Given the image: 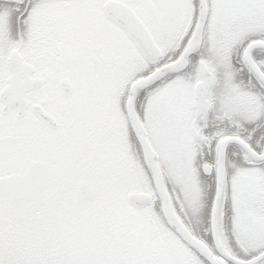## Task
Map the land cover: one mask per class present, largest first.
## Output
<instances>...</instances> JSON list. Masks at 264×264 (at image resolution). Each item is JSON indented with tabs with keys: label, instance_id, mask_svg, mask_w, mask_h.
Returning a JSON list of instances; mask_svg holds the SVG:
<instances>
[{
	"label": "rangeland",
	"instance_id": "obj_1",
	"mask_svg": "<svg viewBox=\"0 0 264 264\" xmlns=\"http://www.w3.org/2000/svg\"><path fill=\"white\" fill-rule=\"evenodd\" d=\"M97 1L100 3L101 0ZM124 1L137 4L140 8V14L147 20L152 33L155 36L157 34L161 35L166 47L170 46L169 40L174 39L171 36L173 33L174 36L177 34L182 24V20L179 18L180 7L178 2L175 5L164 2L154 4V0ZM220 1L223 7L220 8L216 0H212L211 8L212 11L214 6L215 9H218L220 24L222 29L225 30L220 37L221 48L227 46V49L222 51V57L234 59V54L238 53L240 55L244 47V38L237 35L245 31L247 27L245 19L247 14L239 6L236 8L233 0ZM188 7L190 8V5ZM16 8L13 9L14 17L8 24L6 21L5 26H2L3 16H5L3 15L4 9L0 10V30L3 33L13 34V43H16L15 39L19 34L15 33L14 30L11 33L6 28L9 27V23L14 22L12 25L17 30L15 20H20L23 24L25 18L23 15L24 6H16ZM94 11L91 10L90 17H87V19H79L81 18L79 17L71 21L70 25L63 23V19L57 18L49 26H40L41 29L44 28L42 43L39 41L41 46H84L82 49L85 51H77V49L71 47L74 53L71 55L62 53L63 59L60 63L52 55L48 53L45 55L44 70H46L45 74L48 76L45 99L49 101L47 110L57 118L60 130L57 133L47 134L36 124L35 127L37 128H34L37 130L36 133H32L28 141L25 140L28 152L23 155V164L19 160L20 158L17 157H14V164L22 167L31 157L38 156L42 158L52 170L51 186H54L66 174L73 175V172L82 169L83 166H81V169L75 166V149L90 150L88 154L92 153L87 161L88 164H92V173L88 176V180L97 188V199L93 206L99 210H112L124 206L122 205V195L120 196L119 193L129 190L132 183L129 177H126L120 183V180H123L125 176L115 170L110 178L114 183H120L116 185V188L122 189L120 192L117 189L116 192H112L109 187V179L105 177V175L109 177V174L103 172V164H105L106 159L104 150L111 149L115 137L114 133H110L106 127H102L103 124L112 121V117L107 114L105 109L112 98L117 103L123 98L122 93H116L120 89V79H124V84H126L127 79L134 74V69V72H136L145 67L132 47L126 43L127 41L124 42L122 35ZM65 13L68 12L62 10V15ZM50 14L54 17L52 9ZM21 23L18 25V30L21 29ZM261 24H264V19ZM45 28L47 29L45 30ZM165 34L168 36H165ZM4 43L2 41L0 46H4ZM164 50L168 52L165 48ZM59 77L70 78L75 87L73 95L68 100L60 98L58 90ZM53 80L55 83L52 82ZM52 90L54 91L51 92ZM110 107L115 108L116 105ZM174 112H176V109L168 108L167 116H171ZM156 117L155 113L153 121H156ZM161 125L162 127L158 126V131L161 136L167 137L165 139L167 143V139L170 140L173 137L169 129L164 124ZM63 135H67V139H63ZM77 159L80 160L78 164H87L84 158L79 157ZM106 165L109 169L110 163L108 161ZM240 167L238 166V168ZM242 175L243 177L238 179L236 187L237 204L238 202L244 204V201H246L249 208L259 207L262 201L256 195H254V200L251 199L249 185L253 183L256 186L258 182L261 184L263 176L257 171L250 175L245 170L242 171ZM127 181H130L131 184L129 185ZM63 183L65 186L67 185L65 180H63ZM56 193H65L62 200H58L57 204L49 205L48 202L40 201L41 197H39L34 200L30 209L26 206L25 210H22V208L13 209L6 200L0 201V264H67L66 258L61 254V251H63L61 247L66 241L65 239L59 241L55 237V224H50V221L47 220L46 213L48 211L46 210L50 207L59 210L58 223H62L66 221V215L68 214L64 207H72L74 203L78 207H83V204L73 202L75 198L70 193L67 194L65 191ZM66 197L69 199H65ZM66 202H70V204L64 206ZM131 216L135 215L131 214ZM79 218H83V216ZM134 221V219H131L132 223ZM48 226H50L48 230L50 236L46 235V227ZM247 236L250 241L255 240L252 232L247 233ZM230 239L231 245H234L233 242L236 241V238ZM258 243L264 244V238ZM63 249L67 250L65 247Z\"/></svg>",
	"mask_w": 264,
	"mask_h": 264
},
{
	"label": "flooded vegetation",
	"instance_id": "obj_2",
	"mask_svg": "<svg viewBox=\"0 0 264 264\" xmlns=\"http://www.w3.org/2000/svg\"><path fill=\"white\" fill-rule=\"evenodd\" d=\"M8 2L9 0H4ZM235 2V7L238 6L243 9L247 16H246V33L248 34V37L256 35V38L254 40H262L264 41V24H261V21L264 19V0H233ZM27 25V23H26ZM50 46H0V94L4 91V89L7 86V81L10 76L9 72V59L11 56V53L14 50H17L18 53L21 55L22 61L28 65H31L33 67V73L31 75V79H41L43 81V86L36 90L32 91L30 93H27L25 95V98L29 100V103H41V101L45 96L46 93V83L48 82V76L45 74L44 65H45V55H46V48H49ZM262 55H264L263 52L256 51L253 53V57L255 61L258 63L259 66H261L262 71L264 72V60L262 58ZM238 57L239 54H234L233 64L235 66V69L237 72L243 74V70L238 68ZM214 75V71H213ZM189 75H185V77L188 79L190 77ZM52 82H55L54 80ZM250 86H251V92L248 94L253 96L254 101L256 99H263L264 100V88H260L258 85V81L253 77L251 74L249 78ZM186 87V91L189 92V83ZM183 93V91H182ZM227 99V97H226ZM253 101V102H254ZM259 108L257 109V119L253 124H257L260 120L264 119V102H261L259 100L256 101ZM180 103L181 108H184L186 112L188 113L187 118H181L183 122V129L186 128L187 131L190 132V135H188V139L190 142H192V138L195 136L197 140L201 142L202 146V155L203 159L205 160V163H208L211 165L215 170V159H216V148L217 144L221 143V141L225 138H234V137H240L242 140H244L248 145H251L255 142L254 134H255V128L249 129L247 134L245 135L242 132H239L237 127V116L236 111L232 110L233 104H225L228 106L227 112L230 115L227 116L226 113L224 114H214L213 111V105L212 101L209 102L210 109L209 113L206 117L200 118L202 121L199 122L200 119L192 118V107H191V100L190 96H181L180 97ZM175 106V104H174ZM29 110L26 109L25 116L23 119L18 120L16 118V113L13 110L10 109H4V105L0 101V177L13 174V167H14V157L15 155H23L27 152L26 147L24 146L26 136L29 131L30 126V120L33 119V117H30ZM184 116V115H183ZM213 117V118H212ZM32 118V119H31ZM247 124V123H246ZM252 125V124H248ZM172 126L177 129L178 127V119L172 120ZM194 127L195 131L192 132V128ZM197 127H200L201 130L199 133H197ZM47 128V127H46ZM48 130V129H47ZM50 131V130H48ZM51 132V131H50ZM17 137V142L9 141V137ZM237 149L236 146L231 145L228 147V150H235ZM125 149L123 148V153ZM90 152L88 151H81L77 148L75 149L76 154V161L79 159L77 158H84L87 160V155ZM130 153V152H129ZM23 157V156H22ZM21 157V158H22ZM125 158V156H124ZM130 159H133L131 156ZM134 160V159H133ZM232 158L230 159V161ZM135 162V161H134ZM83 166V165H81ZM80 166V168H81ZM231 166L229 161L226 160V172L227 167ZM88 171V164L85 166ZM18 170V167H15ZM120 168L123 171H126V162L124 161L120 162ZM84 169V166L82 167V170ZM136 164H134V168L132 169L133 174H136ZM86 177V176H84ZM253 190H251V197H253ZM226 205V200L225 204ZM206 233V231L204 230ZM130 246H132L134 249L141 248L140 240H138V237H133L129 240ZM150 245L149 247H151ZM152 252L156 253L157 256L160 257H169L171 254L167 249V246L164 242H158L157 246L153 247Z\"/></svg>",
	"mask_w": 264,
	"mask_h": 264
},
{
	"label": "water",
	"instance_id": "obj_3",
	"mask_svg": "<svg viewBox=\"0 0 264 264\" xmlns=\"http://www.w3.org/2000/svg\"><path fill=\"white\" fill-rule=\"evenodd\" d=\"M105 11L110 19H112L115 23H117L121 28H123L127 32L128 36L136 44V46L138 47L139 51L144 56V58L148 59L151 63L157 60L159 51L154 45L152 39L150 38L148 31L133 12H131L122 4L116 2L107 3L105 5ZM202 22L201 21L199 22L198 29L201 28L203 24ZM198 29L196 30L191 43H195L196 41L200 42L201 35H199V40L197 37ZM178 67H179L178 64L164 67L161 70L154 73L149 78L136 82L131 87V97L127 102L129 117L131 119L134 129L136 130V134L140 142L142 143L145 162L147 166L151 169V171L154 173L155 180H156V171L159 172V169L154 160V153L144 136L143 128L137 116L135 115L134 102L140 90L152 85L153 83L164 77L166 74L176 71ZM65 86L70 91L71 87L69 86L67 81L61 84V87L63 89H65ZM12 87H13L14 95L17 99V92L14 87V81H12ZM67 94H64V96L65 95L67 96ZM33 111L41 121L47 124L50 123L49 117H47V115L42 111L40 107L38 106L33 107ZM41 164L39 163L30 164L27 174L23 176L22 177L23 179L21 180L18 179L15 180L14 177L0 180V197L7 196L12 200L13 204L15 205L23 203L24 201L32 197H36L39 194V192L43 189L44 184L49 176V171L47 170V168L43 166V164L42 165ZM159 178H161V176H159ZM156 185H157V180H156ZM93 193L94 190L90 185H87L83 189V194L87 198H91L93 196ZM141 198H142L141 196H132L129 199L131 202L133 201L136 204V202H138V200H141ZM143 205L144 204H141L139 206L136 205V207H142ZM164 212L169 225L178 233V235L182 238V240L185 241L190 246L201 251L202 250L201 243L195 240L191 236V234L187 231V229L183 226V224L177 219V217L174 216L171 207L166 206L164 208ZM262 257H264V255Z\"/></svg>",
	"mask_w": 264,
	"mask_h": 264
}]
</instances>
